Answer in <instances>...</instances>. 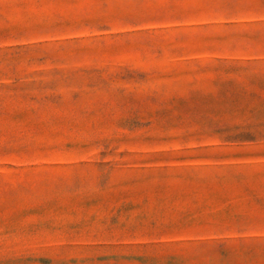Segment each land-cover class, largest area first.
<instances>
[{
    "label": "rangeland",
    "instance_id": "rangeland-1",
    "mask_svg": "<svg viewBox=\"0 0 264 264\" xmlns=\"http://www.w3.org/2000/svg\"><path fill=\"white\" fill-rule=\"evenodd\" d=\"M0 264H264V0H0Z\"/></svg>",
    "mask_w": 264,
    "mask_h": 264
}]
</instances>
